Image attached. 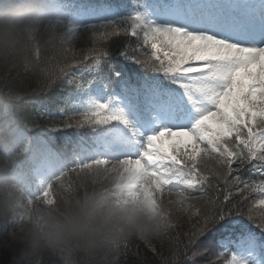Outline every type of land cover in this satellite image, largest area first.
<instances>
[{
  "label": "snow or ice",
  "instance_id": "obj_1",
  "mask_svg": "<svg viewBox=\"0 0 264 264\" xmlns=\"http://www.w3.org/2000/svg\"><path fill=\"white\" fill-rule=\"evenodd\" d=\"M82 36L91 46L77 53ZM118 41L124 47L117 54ZM59 44L48 67L40 69L52 73L46 87L81 66V75L68 81L80 91L75 104L64 103L65 115L72 112L64 127L74 120L94 136L89 147L68 156L74 166L47 181L30 180L29 200L54 203L55 181L65 172L71 176L107 164L106 153L112 152L123 173L139 181L138 194L174 193L175 210L200 218L189 244L227 221L217 230L222 250L216 261L264 264V178L242 180L240 174L247 169L264 177V0H132L130 7H82L79 19L62 22ZM85 72L94 75L89 79ZM34 127L26 121L24 135ZM30 143L27 136L25 152ZM234 187L240 196L235 202ZM210 189L214 197L207 195ZM252 193L257 197L245 205ZM179 258L175 253L173 262Z\"/></svg>",
  "mask_w": 264,
  "mask_h": 264
},
{
  "label": "clouds",
  "instance_id": "obj_2",
  "mask_svg": "<svg viewBox=\"0 0 264 264\" xmlns=\"http://www.w3.org/2000/svg\"><path fill=\"white\" fill-rule=\"evenodd\" d=\"M68 18L66 0H0V68L39 70L45 62L34 58L36 48L60 41ZM23 95L10 85L0 88V221L12 225L0 232L6 247L28 264H43L45 256L58 257L60 264H118L123 242H150L175 227L176 195L138 194L139 181L123 173L112 152L107 164L65 172L55 181L54 203L30 201L29 181L57 176L70 159L24 135ZM67 183L70 191L64 190Z\"/></svg>",
  "mask_w": 264,
  "mask_h": 264
},
{
  "label": "trees",
  "instance_id": "obj_3",
  "mask_svg": "<svg viewBox=\"0 0 264 264\" xmlns=\"http://www.w3.org/2000/svg\"><path fill=\"white\" fill-rule=\"evenodd\" d=\"M47 40V37H45ZM121 42V41H120ZM119 44V43H117ZM114 45L115 46H117ZM60 46L59 40L54 41L53 45H48L41 47L40 55L43 63L40 67H48V59L55 56L56 48ZM90 40L88 36H82L81 40L75 44L74 51L79 53L82 49L90 47ZM35 55V54H34ZM54 64L55 61L53 60ZM33 71L32 69H6L0 68V88H3L5 85H10L19 89L24 95V98L27 100L29 97H36L37 101L42 106H48L54 100L57 102L61 98L62 94L67 92L65 87L64 75H57V78L51 87H46L49 84L52 73L51 72H41V70ZM28 101V100H27ZM25 115L27 121L32 125H49L45 118L38 116L39 109L36 108V105L29 102V108L26 102H24ZM83 143V142H82ZM84 145V143H83ZM77 148V147H76ZM78 148H82L78 146ZM250 167V166H249ZM242 180H251L259 181L264 178L261 177L258 173L248 171L247 169L241 170ZM234 192L233 202L240 199L239 195H236V188L232 189ZM55 194L58 195V188L55 191ZM208 196L214 197L216 195L215 191L210 189L207 193ZM222 195V194H221ZM249 197L255 199L257 197L256 193H252ZM251 200L248 198L245 201V205L250 203ZM207 210H211L208 206ZM247 210L246 207L244 209ZM176 216V225L170 232L160 239H155L150 242H146L139 239H132L123 242L120 245V254L118 256V264H172V258L175 253H179L180 258L175 261L176 264H185L184 259L189 254L193 252H200L196 250V246L200 245L203 237L199 236L194 243L189 244V239L192 233L196 232L199 227L202 225V221L199 217L189 218L184 213L173 210ZM6 223L0 221V232L7 230ZM198 242V243H197ZM4 240H0V264H4L7 255ZM155 249V251H153ZM182 259V260H181ZM201 260V259H200ZM43 264H54V259L49 256L43 257Z\"/></svg>",
  "mask_w": 264,
  "mask_h": 264
},
{
  "label": "rangeland",
  "instance_id": "obj_4",
  "mask_svg": "<svg viewBox=\"0 0 264 264\" xmlns=\"http://www.w3.org/2000/svg\"><path fill=\"white\" fill-rule=\"evenodd\" d=\"M77 15L79 17V9H76L73 13H71V16ZM81 74L77 75L76 77H79ZM79 89H75V92L73 94V98L75 101L78 100L79 98ZM176 197H173V199H175ZM198 243V242H197ZM7 259L5 261L4 264H28L27 262V258L18 254V253H14L12 250H10L9 248L6 249V253ZM1 258V256H0ZM54 259V264H60V260L58 257H52ZM182 260V259H181ZM184 261V260H183ZM200 261V260H199ZM172 264H176L175 262H173L172 260Z\"/></svg>",
  "mask_w": 264,
  "mask_h": 264
}]
</instances>
